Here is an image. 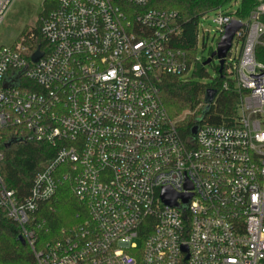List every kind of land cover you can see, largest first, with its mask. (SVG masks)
<instances>
[{
	"label": "built area",
	"instance_id": "2783aa9c",
	"mask_svg": "<svg viewBox=\"0 0 264 264\" xmlns=\"http://www.w3.org/2000/svg\"><path fill=\"white\" fill-rule=\"evenodd\" d=\"M13 2L0 0V25ZM148 2L58 0L39 28L0 46V143L10 129L56 149L23 197L0 174V207L34 264H264V0L245 19L213 11L220 38L242 23L224 62L239 116L199 124L189 143L159 84L190 74L192 47L180 44L177 13L144 9ZM65 181L86 216L40 246L46 220L37 213ZM165 187L177 205L163 200Z\"/></svg>",
	"mask_w": 264,
	"mask_h": 264
},
{
	"label": "trees",
	"instance_id": "16d2710c",
	"mask_svg": "<svg viewBox=\"0 0 264 264\" xmlns=\"http://www.w3.org/2000/svg\"><path fill=\"white\" fill-rule=\"evenodd\" d=\"M58 0H48L43 16L47 15L57 6ZM234 0H149L144 9H158L176 12L178 22L183 26V35L180 44L188 51L192 63L190 74L186 77L164 74L159 84L160 97L170 117L181 115L189 111L177 123L180 136L188 143L192 140L191 129L197 123L230 124L239 116V94L235 81L228 79L226 64L220 71L216 60L210 64L217 73L212 83L202 82L208 76L204 62L208 59L200 57L196 44V29L202 16L219 8H224ZM257 0H242L236 11L239 18L245 19L256 6ZM40 23V22H39ZM26 32V31H25ZM24 32V33H25ZM264 39V36H263ZM41 47L43 42H39ZM205 45V42H204ZM193 46L195 48H193ZM214 50L211 48V53ZM200 57V59H198ZM257 57L264 62V46L257 48ZM229 81V87L223 88L224 82ZM216 91L213 102L205 113L207 90ZM199 109V111H197ZM202 118L199 122L198 119ZM18 139L10 129H4L0 151V174L6 186L16 192L18 196L29 193L35 176L42 170L45 162L53 158L56 149L45 142L17 141ZM38 219H45V225L38 232L40 246L45 242L60 237L62 229L77 226L86 216V208L75 195L72 184L65 181L58 189L56 195L44 203L37 213ZM21 229L17 222L7 216V211L0 207V264H34L35 257L28 243L20 240Z\"/></svg>",
	"mask_w": 264,
	"mask_h": 264
},
{
	"label": "rangeland",
	"instance_id": "374dc122",
	"mask_svg": "<svg viewBox=\"0 0 264 264\" xmlns=\"http://www.w3.org/2000/svg\"><path fill=\"white\" fill-rule=\"evenodd\" d=\"M241 1L242 0H234L226 9L230 12L237 11ZM47 4L48 0H14L3 23L0 25V46L13 45L25 31L39 28V21L40 18L43 17ZM213 17L214 12L209 13L204 19L202 26L199 27L198 52L200 57L209 58L211 55V48L215 50L217 41L220 39V33L216 31L215 23L212 20ZM204 34L206 36L203 38ZM215 62L218 64L217 60ZM206 70L208 76L203 78L202 82L212 83L217 77L213 64H207ZM197 111H199V109H197ZM167 112L169 114V111ZM188 114L192 115L189 111H185L181 115L171 118L178 122Z\"/></svg>",
	"mask_w": 264,
	"mask_h": 264
},
{
	"label": "water",
	"instance_id": "95a60500",
	"mask_svg": "<svg viewBox=\"0 0 264 264\" xmlns=\"http://www.w3.org/2000/svg\"><path fill=\"white\" fill-rule=\"evenodd\" d=\"M242 26L241 21L239 20H233L231 21L226 27L223 35L219 39V42L217 43L216 49L211 53L209 58L204 62V65L210 64L212 60L216 59L218 61V64L220 65V71L222 70L225 62V57L228 53V51L231 48L232 41L234 38L235 33L240 29ZM41 56V52L37 50L34 55H33V60H37ZM10 85H13L9 82H5L4 87H9ZM216 95V91L213 89L207 90L206 93V107L203 113L207 111L209 108V105L213 102L214 97ZM202 118H199L198 121L200 122ZM199 128V123L194 125L191 129V134L194 136ZM17 141H24L21 138L18 139H13L10 141V143H7L6 146L8 147L12 142H17ZM191 195H183V199L185 202L189 201ZM162 198L163 200L169 204V205H177L176 200L178 198V194H176L172 189L169 187H165L162 192ZM20 240L22 243H26L25 239L23 236H20Z\"/></svg>",
	"mask_w": 264,
	"mask_h": 264
},
{
	"label": "bare ground",
	"instance_id": "6f19581e",
	"mask_svg": "<svg viewBox=\"0 0 264 264\" xmlns=\"http://www.w3.org/2000/svg\"><path fill=\"white\" fill-rule=\"evenodd\" d=\"M181 31H182V29H181ZM176 42V38H174V43ZM178 42V41H177Z\"/></svg>",
	"mask_w": 264,
	"mask_h": 264
}]
</instances>
